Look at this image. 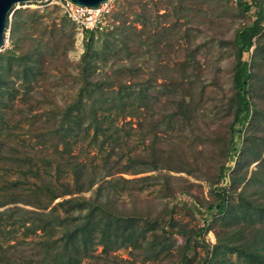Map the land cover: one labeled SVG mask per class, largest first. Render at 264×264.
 Returning a JSON list of instances; mask_svg holds the SVG:
<instances>
[{
    "label": "trees",
    "instance_id": "1",
    "mask_svg": "<svg viewBox=\"0 0 264 264\" xmlns=\"http://www.w3.org/2000/svg\"><path fill=\"white\" fill-rule=\"evenodd\" d=\"M234 3L242 11L252 9V18L235 27L231 35L233 63L227 98L230 117L219 151L221 158L209 177L210 199H194L192 203L202 223L190 231L176 227L170 211L165 218L156 214L148 219L121 211L115 205L117 189H129L137 179L114 173L127 170L135 160L143 163L145 159L134 155H125L123 161L120 155L109 157L118 139L113 117L139 114L143 118L152 104L147 85L140 82L132 89L127 84L129 81L121 82L113 77L104 82L93 75L92 60L96 52L89 43L90 29H82V51L66 97L57 100L42 94L38 98L31 90L44 80L48 50L52 53L55 48H67L70 44L69 34L64 31L67 18L62 12L57 13L60 9L57 4L47 11L15 9L9 20L6 17L11 45L0 55L15 60L13 76L17 81L7 82L0 73V148L9 126L7 119L16 116L14 121L25 123L24 130L41 150L38 155L20 153L7 157L14 165L0 174V206L11 204L0 208V264H76L82 259L88 264H106L104 260L136 264L132 259L105 257L94 250L97 245L101 254L119 247L139 248L147 231L149 240L155 244L147 254L140 255L139 264L164 256L169 246L166 240L171 234L183 238L178 263L186 259L192 241L204 250L198 264H264V152L261 154L264 139L253 145V119L260 113L250 98L253 55L264 31V3L260 0ZM177 5L181 7L180 0ZM153 17L144 9L141 25L148 22L155 27ZM251 45L249 60L242 59L241 54L248 52ZM132 67L120 66L128 72ZM55 78L61 79L59 75ZM14 98L20 105L13 102ZM141 118H136L138 124ZM185 118L188 114L182 111L178 115L173 109L148 124L171 127L173 122ZM91 144L97 147L98 163L93 161L94 153L87 152ZM72 148L76 151L71 152ZM82 151L85 156L79 158ZM251 162L254 167L246 175ZM243 169L245 173L241 175ZM5 170L15 172L16 176L8 177ZM27 175L36 181L28 180ZM138 184L140 187L142 182ZM162 184V192L170 195L165 183ZM16 202L32 207L22 208ZM157 220H162L168 228L158 226ZM208 230L213 235L209 245L202 235ZM29 235L35 237L27 242L30 251L17 249L16 243ZM8 239H14V243H7Z\"/></svg>",
    "mask_w": 264,
    "mask_h": 264
},
{
    "label": "rangeland",
    "instance_id": "2",
    "mask_svg": "<svg viewBox=\"0 0 264 264\" xmlns=\"http://www.w3.org/2000/svg\"><path fill=\"white\" fill-rule=\"evenodd\" d=\"M180 2L181 7L177 5V0H114L107 14V24L101 29L90 30L89 43L96 52L92 60L93 75L104 82L111 81L113 77L121 82L129 81L127 84L132 89L143 82L141 84L147 85L148 96L152 101L143 114L144 119L139 114L138 117H120L117 114L113 117L118 126V139L109 157L120 155V161H123L125 155H134L145 159L143 163L135 160L127 170L114 173L137 179L135 184H130L129 189H117V209L140 214L148 219H153L156 214L165 218L167 211H170L175 226L190 231L202 223L200 215L192 208V203L194 199H210L209 177L221 158L219 151L230 117L227 98L231 91L233 63L231 35L235 27L251 20L252 9L242 11L234 2L227 0ZM54 4L53 0L17 2L10 7L7 18L9 20L15 9L40 11L43 8L47 11ZM144 9H147L150 17L155 12L159 13L153 17L155 27L148 22L141 25ZM60 12L59 9L57 13ZM64 31L69 34L70 44L67 48L57 47L52 53L48 50L43 66L46 73L44 80L39 81V85L31 90L38 98L42 94L52 95L57 100L66 97L69 86L73 83L71 76L75 73V64L82 51L84 37L67 19L64 20ZM10 39L6 24L0 53L11 45ZM252 47L253 45L248 52L241 54L242 59L249 60ZM123 65L133 66L131 72L121 69L120 66ZM15 68V60L0 55V73L5 81L12 80L16 83L13 76ZM252 72L250 98L260 113L253 119L252 138L253 145H258L257 142L264 139V31L253 55ZM57 75L61 79L55 78ZM53 83L57 85L54 86ZM110 87L115 88V84ZM13 102L20 105L16 98ZM185 102L190 108L189 111H186ZM173 109L178 111V115L184 111L188 118L173 122L171 127H165V124L153 127L154 125L148 124V121L167 115ZM15 117L9 116L7 119L9 126L5 130L0 148V174L10 165H14L7 157L20 153L38 155L41 150L30 133L24 130L25 123L14 121ZM136 118H141L140 124ZM96 148L92 144L87 146L88 154L94 153V163L99 162ZM75 151L76 148L71 149V152ZM263 152L264 144L261 154ZM84 156L83 151L78 153L79 158ZM150 159L152 162L148 161ZM253 164L251 162L246 167V175L254 167ZM245 171L241 170V175ZM5 173L10 178L16 176L15 172L5 170ZM27 179L36 181L30 175H27ZM162 183H165L170 195L162 192ZM15 204L22 208L32 207L22 202ZM8 205L11 204H4L0 208ZM157 224L168 228L162 220H157ZM156 230L158 231L157 227ZM208 231L202 234L207 244L211 242L210 237L213 239L212 231ZM30 238L35 237H22L23 242L16 243L17 249L30 251L27 247ZM149 239L147 231L139 248L119 247L101 254L100 246L97 245L94 253L105 257L114 255V259L121 258L126 261L132 259L139 264L140 255L147 254L155 244ZM166 241L169 245L167 253L153 260L147 259L144 264H173L180 261L183 238L171 234ZM6 242L14 243V239ZM135 251H138L136 255ZM203 254V247L190 241L186 259L178 264H198ZM104 262L114 264L108 260ZM76 264L88 263L86 259H82Z\"/></svg>",
    "mask_w": 264,
    "mask_h": 264
},
{
    "label": "built area",
    "instance_id": "3",
    "mask_svg": "<svg viewBox=\"0 0 264 264\" xmlns=\"http://www.w3.org/2000/svg\"><path fill=\"white\" fill-rule=\"evenodd\" d=\"M114 0H104L100 2L98 6L94 8H88L85 6H77L70 3L67 0H53L65 15V17L72 22L78 29L79 32L82 29H101L107 24V14L109 12L111 2ZM229 2H235L236 0H227ZM249 2L250 0H244ZM263 5L264 0H260ZM209 232V231H208ZM211 244L213 242L212 237H210Z\"/></svg>",
    "mask_w": 264,
    "mask_h": 264
},
{
    "label": "water",
    "instance_id": "4",
    "mask_svg": "<svg viewBox=\"0 0 264 264\" xmlns=\"http://www.w3.org/2000/svg\"><path fill=\"white\" fill-rule=\"evenodd\" d=\"M22 1H27V0H0V47L3 43V30L5 28V21L10 11V7L12 6V4ZM34 1H40V0H34ZM67 1L77 6L94 8L104 0H67Z\"/></svg>",
    "mask_w": 264,
    "mask_h": 264
}]
</instances>
